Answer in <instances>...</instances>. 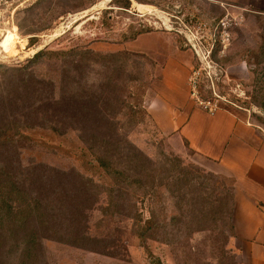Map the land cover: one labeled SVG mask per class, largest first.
<instances>
[{"label":"rangeland","instance_id":"374dc122","mask_svg":"<svg viewBox=\"0 0 264 264\" xmlns=\"http://www.w3.org/2000/svg\"><path fill=\"white\" fill-rule=\"evenodd\" d=\"M126 1L130 7L121 8ZM79 91L81 102L91 100L84 112L106 118L100 129L93 130L96 119L86 125L70 114L78 112L72 94ZM185 97L264 131V0H0V126L12 136L0 142V167L9 169L0 186L15 181L33 194L56 187L69 195L77 175L96 185L80 225L87 240L42 237L38 263H250L226 224L208 219L232 193L231 178L207 171L159 133L151 115V102ZM65 118L75 124L63 127ZM99 130L110 143L108 135L121 141L117 179L94 161L113 151ZM92 134L97 152L84 139ZM54 171L72 173L67 182ZM126 177L140 181L134 188ZM23 247L3 237L0 264H19Z\"/></svg>","mask_w":264,"mask_h":264},{"label":"crops","instance_id":"0c3cea01","mask_svg":"<svg viewBox=\"0 0 264 264\" xmlns=\"http://www.w3.org/2000/svg\"><path fill=\"white\" fill-rule=\"evenodd\" d=\"M151 103L159 133L191 151L207 171L231 178L233 239L246 247V264H264L263 129L225 109L210 114L186 97Z\"/></svg>","mask_w":264,"mask_h":264},{"label":"trees","instance_id":"16d2710c","mask_svg":"<svg viewBox=\"0 0 264 264\" xmlns=\"http://www.w3.org/2000/svg\"><path fill=\"white\" fill-rule=\"evenodd\" d=\"M120 7L128 9L130 7V2L126 1L125 4L121 5ZM42 56L43 53L39 52L35 55V58H40ZM68 73L69 71L64 73L67 78ZM80 91L83 92L85 98L87 93L86 87L84 85L81 86ZM80 91L72 94V97L75 98V100H73V106L78 112H75L76 114L74 112H70V114H72L73 117H76V123H78L77 121L80 120L79 123H83L86 125L88 124V122L96 119V122L98 124L93 127V130H98L102 127V124H100L101 120H103V122H106V118L101 117L100 115L102 114H99L100 112L97 111V109L96 113L97 117H99V121H97V118L94 116V114H90V111L84 112V110H89L92 105L90 99H84V101L82 99L81 102V98H78L80 95ZM105 100H107L106 97ZM48 103H50L52 106L54 104H58L57 101H48ZM72 103L73 102L61 98V104H63L66 109L68 106L71 107ZM98 105L99 104L97 103V107ZM262 106L264 107V101L262 103ZM66 109L61 110L66 111ZM66 113L64 112L60 114V116L63 117L66 115ZM65 119L66 120L63 123V127H67L65 126V124H75V122L71 119ZM61 122H63V120L59 117L57 123L60 124ZM87 129L90 130L91 128L88 127ZM10 132V129L0 126L1 143L6 142L7 139L12 138ZM96 132L98 136H100V143L102 145L107 144L108 146L111 144L113 151H111L109 155L105 154L104 156L95 158L94 161H96L98 163V166L104 169L108 174H117V179L121 177L120 171L115 169L112 163L114 161V156H116L117 159L118 156H121L122 151L117 150V145H120L121 141L117 140L116 136L108 135L110 139L112 138L110 143L108 138H106L105 136V132V135H103V132L101 130ZM63 133L65 134V132ZM102 136H104L105 140L102 138ZM96 137L93 134L90 136V138L86 135L84 137L85 142L89 143L90 139L92 145L89 146V150H92L94 152H97L101 148L100 146H98L99 141ZM122 158L126 160L127 164L133 162L132 157L130 158L126 156ZM137 168V165L133 166V169ZM129 171H132V169ZM8 172V167L2 165V167H0V178H2V180H6V178H8ZM70 173L54 171V174H60L62 176V179L66 180L67 182V178ZM77 178L78 186L75 187L78 188H76V191H74V193H71L69 195L66 194V188H62L63 192H60L56 187H52L48 190V192L41 190L38 191L39 194H33L20 188L18 184L14 183L15 181L4 186H0V246L3 237L4 239H11V241L14 242V246H17L20 241L24 242L23 259L22 261H19V264H40L38 263V261H40V258L38 256L36 257V255L38 254V252H40L38 243L40 240H42V237L52 239L60 243L79 246L83 245L80 243L87 240L86 238H84V234L83 231H81L80 225L82 226V219L85 217L83 215V209L87 208V203L89 202V200L91 201V198L93 197L91 194V189L96 190V185H94L91 179L84 180L83 177L79 175H77ZM126 178L129 179V185H132L133 187L136 186L140 181L138 178ZM13 193L16 194L15 197H13ZM126 195L128 196V194ZM16 197L21 198L17 199ZM6 200L9 204L6 203ZM232 200V193L229 195V198H226V200H218V206L215 207V210H211L208 217L210 221L225 223V226L229 228L231 233L232 230L230 224V216ZM151 221L152 219H149L147 223L150 224ZM146 231L147 230L143 232L144 236L150 238L154 237V234H147ZM10 232L12 235H14V238L9 236ZM24 234H26V238L24 240H21L20 237ZM40 254L43 256L41 252Z\"/></svg>","mask_w":264,"mask_h":264},{"label":"bare ground","instance_id":"6f19581e","mask_svg":"<svg viewBox=\"0 0 264 264\" xmlns=\"http://www.w3.org/2000/svg\"><path fill=\"white\" fill-rule=\"evenodd\" d=\"M11 39L12 38L10 37V35L6 36V38L4 39V43H5L6 46L9 45Z\"/></svg>","mask_w":264,"mask_h":264},{"label":"built area","instance_id":"2783aa9c","mask_svg":"<svg viewBox=\"0 0 264 264\" xmlns=\"http://www.w3.org/2000/svg\"><path fill=\"white\" fill-rule=\"evenodd\" d=\"M203 108H205L210 114L214 113L217 110V108H215V106H214V108L210 107L209 109H207L206 107H203Z\"/></svg>","mask_w":264,"mask_h":264}]
</instances>
